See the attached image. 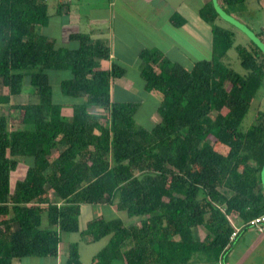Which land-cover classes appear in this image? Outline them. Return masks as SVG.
<instances>
[{
	"label": "trees",
	"instance_id": "16d2710c",
	"mask_svg": "<svg viewBox=\"0 0 264 264\" xmlns=\"http://www.w3.org/2000/svg\"><path fill=\"white\" fill-rule=\"evenodd\" d=\"M222 1L238 10L246 0ZM69 7L58 0L56 13ZM50 15L47 0H0V264L56 256L62 231L109 237L93 264L218 260L232 242L228 215L248 222L264 213V105L258 123L243 126L264 86V52L237 43L206 3L210 59L186 68L158 49L139 52L145 89L161 94L157 120L145 126L136 120L140 101L112 99V80L125 70L103 66L108 46L84 32L70 34L77 46H58L41 32ZM232 47L244 72L229 65ZM51 70L70 71L60 80L62 92L84 97L69 114L53 100ZM25 83L38 101L13 103ZM92 106L106 110L108 123ZM12 109L22 114L16 118ZM21 161L28 166L12 186ZM83 204L115 205L135 219L96 216L82 226ZM200 226L203 239L195 235ZM64 264H83L77 241Z\"/></svg>",
	"mask_w": 264,
	"mask_h": 264
},
{
	"label": "crops",
	"instance_id": "0c3cea01",
	"mask_svg": "<svg viewBox=\"0 0 264 264\" xmlns=\"http://www.w3.org/2000/svg\"><path fill=\"white\" fill-rule=\"evenodd\" d=\"M69 1L70 7L64 14L56 13V4L48 25L42 27L41 32L49 25L52 27L54 20L61 16L60 22L59 20L56 22L59 31H50L49 34L43 32L46 36L54 37L58 46H77V42L69 38L74 32L88 33L93 41L108 46L110 58L103 62V66L110 68L113 64H117L125 70L122 76L112 80V99L140 101L138 110L149 98L155 102V110L161 101V94L158 91L145 89L144 79L141 76L142 60L139 55L141 49H158L169 59L180 62L186 68H191L198 60L210 59L213 56L211 24L201 15L202 7L206 3L210 2L216 10V23L218 18H221L243 32L244 36H241L233 27L221 25L235 33L237 43H253L257 47L260 44L264 47V25L261 26L260 32L257 31V25L264 20V0H246L243 5L244 10L232 9L222 0H115L113 5H108L94 13H87L76 6L75 2ZM244 16L247 19L244 20ZM63 17L66 19L65 23ZM63 38L66 42L62 40ZM131 64L137 70L136 75L142 79L140 83H135L127 73ZM89 109L99 114V109L103 108L92 106ZM70 110L65 111L69 114ZM156 113H152V119L157 118ZM21 163L24 162L21 161ZM115 215L120 216L126 224L135 219L127 217L123 211H117L115 205L83 204L81 225L85 226L96 216ZM230 217L236 224L241 223L236 215L231 214ZM200 227L197 228L195 235L198 239H203L207 232L204 233ZM74 233L80 235V238L73 239L74 236H71L73 234H69L68 231L61 232V242L56 256L15 257L12 264H64L69 243L72 241L78 242L82 263L93 264V256L108 242L109 237L92 240L90 236H82L79 232ZM96 242L100 245L95 248L81 246L84 243L95 245ZM83 252L88 254L86 259ZM187 264H264V234L250 228L243 229L219 255L218 260L207 261L197 257Z\"/></svg>",
	"mask_w": 264,
	"mask_h": 264
},
{
	"label": "rangeland",
	"instance_id": "374dc122",
	"mask_svg": "<svg viewBox=\"0 0 264 264\" xmlns=\"http://www.w3.org/2000/svg\"><path fill=\"white\" fill-rule=\"evenodd\" d=\"M72 1H73V3L75 2L76 6H79V8H81L82 10H85L87 13L88 12L94 13L97 10H101L102 8L107 7L108 5H113L114 2H115V0H72ZM47 3H48V11H49V13L50 14L54 13L55 8H56V4H57V0H47ZM240 8L243 9V7H240ZM241 14H244V13L241 12ZM65 17H63L64 23H65V20H66ZM60 19H61V16L59 18H56L54 20L53 26L51 27L49 25L47 28H43V32L49 34L50 31L51 32L59 31L58 30L59 27H58V24L56 22L58 20L60 22ZM243 19L245 20V19H247V17L244 16ZM217 24H219V25L223 24L225 26L228 25L230 27H233V29L236 30V32H239L241 36L243 35V32H241L240 30L238 31V29L236 27H234L233 25H230L228 22H226L225 20H223L221 18H218ZM65 25L66 24H64V27H66ZM262 25H264V20L261 21V23L259 25H257V31L258 32L261 31V26ZM62 40L64 42H66L65 38H63ZM260 40H262V39L260 38ZM243 44L246 45L249 48L252 47L249 44H245V43H243ZM258 48L264 52V47L261 46L260 44H259ZM228 57H229V60H228L229 65L231 67H233L234 70L239 71V72H244L245 71L244 68L242 67L241 63H240L238 52H237L235 47H232L228 51ZM49 72H50L51 90H52V96H53L54 102L62 104L64 106V109L68 110V109H71V107H72V105L74 103H77V102L82 100L81 97L77 98V97H72V96L66 95L61 90L60 80L62 78H66V77L70 76V71H68V70H51ZM127 73L129 75L130 79L134 80L135 83H140L142 81V79L136 75L137 74V70L134 68V65L131 64V68H129ZM225 84H226V86H229V82L228 81ZM27 86H28V84L25 83V88ZM263 91H264V86L258 91L256 97L253 100L251 109L249 110L248 114L244 118L243 126L246 127V128L249 125H251V124L258 123V119L256 118V114L259 111L263 110V105H264V94H263ZM38 99H39L38 95L34 92V90H32V88L29 87L28 89H25L21 94L14 95L12 97L11 101L13 103H27V102H31V101H38ZM133 99H135V98H133ZM155 105H156L155 102L152 99H150V98L148 99V101L145 104H143V106L136 113V119H137L138 123H141L142 125H145V126H151L152 124L155 123L157 118L152 119V117H151L153 112H157V109L155 110ZM5 110H6V108H5ZM99 112H100L99 114H101V120L104 123H108L107 118L104 117V114H106V110L99 109ZM21 114H22V110H20V109H12V111H11V115L12 116H16V118L18 116H20ZM213 115H215V113H213ZM21 160H23V159H21ZM27 166H28L27 164L22 163L19 166V168L12 173V175H11V185L12 186L14 185V181L16 180V178L20 177V176H22L24 174V170H25V168ZM49 195H50V198L53 201H57V202L61 201V199L56 194V191H54L52 189H49ZM230 215L231 214H229V216ZM43 225H47L46 217L44 218ZM200 229L203 230L204 233L207 232L205 227L201 226ZM70 233L73 234V235H71V236H74L73 239L80 238V235H77L74 232H69V234ZM99 245H100V243L96 242L95 245H86L84 243L81 246H83V247L92 246L93 248H95V247H97ZM83 254H84L83 255L84 259H86L88 254H86L84 252H83Z\"/></svg>",
	"mask_w": 264,
	"mask_h": 264
},
{
	"label": "built area",
	"instance_id": "2783aa9c",
	"mask_svg": "<svg viewBox=\"0 0 264 264\" xmlns=\"http://www.w3.org/2000/svg\"><path fill=\"white\" fill-rule=\"evenodd\" d=\"M229 220L231 221L232 225L234 226V231L230 235V240L233 241L238 233L243 229H253L259 233L264 234V213L252 218L248 222H241L240 224H236L231 217L228 215Z\"/></svg>",
	"mask_w": 264,
	"mask_h": 264
}]
</instances>
